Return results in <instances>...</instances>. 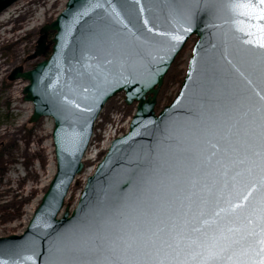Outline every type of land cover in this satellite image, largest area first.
<instances>
[{"label":"water","instance_id":"obj_1","mask_svg":"<svg viewBox=\"0 0 264 264\" xmlns=\"http://www.w3.org/2000/svg\"><path fill=\"white\" fill-rule=\"evenodd\" d=\"M16 1L0 0V14ZM232 2L68 0L40 29L32 58L44 59L8 79L27 82L29 124L53 122L55 174L25 230L0 238V261L259 264L264 41ZM192 38L179 89L158 110L164 78ZM119 94L135 105L128 130L111 142L73 210L62 212L95 122ZM163 241L179 242V255L156 253Z\"/></svg>","mask_w":264,"mask_h":264},{"label":"rangeland","instance_id":"obj_2","mask_svg":"<svg viewBox=\"0 0 264 264\" xmlns=\"http://www.w3.org/2000/svg\"><path fill=\"white\" fill-rule=\"evenodd\" d=\"M67 1L21 0L0 14V238L20 235L25 230L55 174L51 139L53 122L49 118H42L35 124H29L33 106L23 100L22 94L27 82L21 79L10 81L8 77L17 68L23 72L29 71L44 59L32 58L39 31L57 18ZM10 28L16 32H9ZM51 37L52 33H49L48 40ZM193 43L194 38L187 42L165 76L157 96L158 110L176 95ZM134 112L135 105L128 107L123 94L105 104L83 159L84 169L72 184L62 212L65 207L73 210L85 180L92 175L114 137L127 132ZM32 188H36L38 193L29 200ZM18 206L25 212L22 221L7 216ZM3 210L7 212L5 216Z\"/></svg>","mask_w":264,"mask_h":264},{"label":"snow or ice","instance_id":"obj_3","mask_svg":"<svg viewBox=\"0 0 264 264\" xmlns=\"http://www.w3.org/2000/svg\"><path fill=\"white\" fill-rule=\"evenodd\" d=\"M232 11L237 15L246 17L250 23V27L256 29V34L264 41V0H257V3H252V0H233L230 5ZM255 21L254 24L251 22ZM252 34L251 32L249 33ZM261 47H264V43L260 44ZM264 210V209H262ZM261 247L256 255L260 256L259 264H264V239L259 241ZM131 247V246H129ZM153 248L156 253L163 251L165 248L170 249L177 256L179 255V242L173 244L168 241H163L160 246L153 245ZM135 251V249H133ZM144 256H152L153 251L148 250L147 248L143 249ZM0 264H6L4 261H0ZM147 264V262H145ZM156 264H173V261H165L164 259L158 260ZM179 264V261L176 262ZM233 264H245L243 261H234ZM255 264V262H253Z\"/></svg>","mask_w":264,"mask_h":264},{"label":"bare ground","instance_id":"obj_4","mask_svg":"<svg viewBox=\"0 0 264 264\" xmlns=\"http://www.w3.org/2000/svg\"><path fill=\"white\" fill-rule=\"evenodd\" d=\"M20 1H21V0H20ZM20 1H18V2L16 1L14 4H12V5H11L10 7H8V8H9V9L13 8L14 5H17ZM7 10H8V9H7ZM7 10H6V11H7ZM6 11H5V12H6ZM2 14H3V13H2ZM2 14H1V15H2ZM1 15H0V16H1ZM6 31L8 32V29H7ZM9 32H12V33L14 32V33H15L16 30H13V28H10V29H9ZM131 106H133V105H131ZM128 107H129V106H128ZM88 150H89V148L87 149V151H88ZM42 168L44 169L45 167L43 166ZM76 179H77V177H75V180H76ZM75 180H74V182H75ZM37 193H38V191L36 190V188H32L31 191H30V194H29V196H28V199H33L32 197H33L35 194H37ZM20 213L22 214V216H21V218H17L16 221H22V218H23L24 213H25L24 210H23L22 208H21V210H20Z\"/></svg>","mask_w":264,"mask_h":264},{"label":"trees","instance_id":"obj_5","mask_svg":"<svg viewBox=\"0 0 264 264\" xmlns=\"http://www.w3.org/2000/svg\"><path fill=\"white\" fill-rule=\"evenodd\" d=\"M2 164H3V162H2ZM2 164H1V165H2ZM29 200H30V199H29ZM21 208H22L21 206H18L17 208H15L14 212H12V213H8V214H7V212H5V210H3V212H4L3 214H4V216H5V214H7L8 217H14V218H16V219H17V218H21V216H22V214L20 213ZM22 209H23V208H22ZM4 216H3V217H4Z\"/></svg>","mask_w":264,"mask_h":264}]
</instances>
